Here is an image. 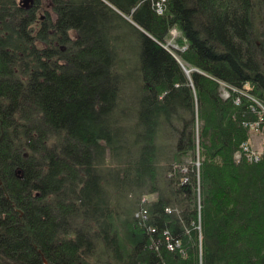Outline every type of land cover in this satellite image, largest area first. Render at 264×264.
I'll use <instances>...</instances> for the list:
<instances>
[{"label":"trees","instance_id":"16d2710c","mask_svg":"<svg viewBox=\"0 0 264 264\" xmlns=\"http://www.w3.org/2000/svg\"><path fill=\"white\" fill-rule=\"evenodd\" d=\"M156 2L0 0V264H264V0Z\"/></svg>","mask_w":264,"mask_h":264},{"label":"rangeland","instance_id":"374dc122","mask_svg":"<svg viewBox=\"0 0 264 264\" xmlns=\"http://www.w3.org/2000/svg\"><path fill=\"white\" fill-rule=\"evenodd\" d=\"M22 3H23V5H25L24 2H22ZM30 3L31 2L28 1L27 6H29ZM179 35L180 34H179V31L177 29H175V28L171 29L169 37L167 38L166 42L163 44L164 48L168 49L178 60H180V59L178 58L176 51L182 50V48L180 47V45L177 42ZM181 65L185 69V72L188 76H189V72L194 70V68L192 66L187 65L184 67L182 62H181ZM226 90H227V88L224 87V85H223L222 89H221V93L223 94ZM249 135H250V133H249ZM248 141H249V143H251L252 150H255L259 146H261V147L263 146L262 149L264 148V137L260 134H258L257 136L250 135V138ZM241 148H243L244 150H247L246 144L242 143ZM152 197L153 196H150L149 199H152Z\"/></svg>","mask_w":264,"mask_h":264},{"label":"bare ground","instance_id":"6f19581e","mask_svg":"<svg viewBox=\"0 0 264 264\" xmlns=\"http://www.w3.org/2000/svg\"><path fill=\"white\" fill-rule=\"evenodd\" d=\"M22 2L25 3V0H21ZM164 2L165 0H157V2L155 3V11L158 13V14H161L164 10ZM174 56V55H173ZM175 57V56H174ZM176 58V57H175ZM177 59V58H176ZM178 60V59H177ZM179 61V60H178ZM244 96L248 97L252 102L253 104L250 105V107L256 111V112H260V117L264 116V106L259 102L257 101L256 99H254L252 96L250 95H247V94H243ZM222 96L224 98H228L229 97V92L226 90ZM236 105L239 104V99L236 98L235 102H234ZM264 126V118L262 119V123L260 125L259 121H256V122H252L251 124H248V129H249V133L250 135H253V136H257L258 134L261 135V127ZM147 198V197H146ZM168 235V234H167ZM169 244V247H176L175 244H173L172 242L168 243Z\"/></svg>","mask_w":264,"mask_h":264},{"label":"water","instance_id":"95a60500","mask_svg":"<svg viewBox=\"0 0 264 264\" xmlns=\"http://www.w3.org/2000/svg\"><path fill=\"white\" fill-rule=\"evenodd\" d=\"M28 1H30L31 3L33 2V0H25V6H27Z\"/></svg>","mask_w":264,"mask_h":264},{"label":"built area","instance_id":"2783aa9c","mask_svg":"<svg viewBox=\"0 0 264 264\" xmlns=\"http://www.w3.org/2000/svg\"><path fill=\"white\" fill-rule=\"evenodd\" d=\"M263 129H264V127H263ZM247 150H248V148H246ZM254 156V155H253ZM170 248H172V247H170Z\"/></svg>","mask_w":264,"mask_h":264}]
</instances>
